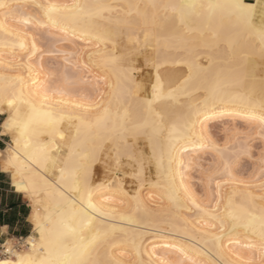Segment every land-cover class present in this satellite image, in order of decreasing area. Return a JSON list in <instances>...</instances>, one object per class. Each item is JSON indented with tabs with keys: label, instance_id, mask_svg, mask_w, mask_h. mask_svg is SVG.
Instances as JSON below:
<instances>
[{
	"label": "snow or ice",
	"instance_id": "1",
	"mask_svg": "<svg viewBox=\"0 0 264 264\" xmlns=\"http://www.w3.org/2000/svg\"><path fill=\"white\" fill-rule=\"evenodd\" d=\"M0 56L19 129L5 167L40 234L17 264H264V150L246 179L231 171L264 141V0H0ZM137 56L153 70L140 82ZM225 119L217 144L203 125ZM106 145L112 179L93 186Z\"/></svg>",
	"mask_w": 264,
	"mask_h": 264
},
{
	"label": "bare ground",
	"instance_id": "2",
	"mask_svg": "<svg viewBox=\"0 0 264 264\" xmlns=\"http://www.w3.org/2000/svg\"><path fill=\"white\" fill-rule=\"evenodd\" d=\"M61 2H65V0H61ZM67 2H71V0H67ZM245 2L249 3V4H255L256 0H245ZM9 23H12V22L10 21ZM0 59H3V57L0 56ZM202 63H203V61H202ZM257 64H258L257 75L258 76L264 75V62L258 61ZM134 67L137 69V71H135L133 73V76L138 82L146 80V78L153 71L151 68H149L145 65V62H144V59L142 56L135 57ZM0 116L2 117L0 120V133L2 135L7 136L6 146L4 149L0 150V165L4 171H7L10 173L13 186L16 188V190L18 192L22 193L25 196V198L28 201L29 207H30V212H29V216H28V220L31 224L30 233L23 238L6 239V241L0 245L1 246L0 247V254H1L0 264H4V262H6V261L10 262V264H17V260L19 257L32 254V245L39 241L40 234H39L37 226L35 225L34 220H33V215H34L35 209H34L32 198H30L28 193L21 191V190H18L17 180H16V176H15V170L11 167H7V168L5 167L6 162L8 161L11 154L15 151V148H16V146H15V136H16L15 130H9L5 126L7 124V121L9 120V118L11 116V111L9 110L8 105L6 103L3 105H0ZM216 123L219 124L222 128L224 124L232 125L233 122L228 120V119H225L224 121L209 120V121L204 122L203 126L207 127L209 134L212 136L214 141L217 144H222L223 142L219 143L216 140V138L212 135L211 130H210V128H211L210 126L212 124H216ZM234 126L239 130H244L247 127L246 123L242 120H239V119H237L234 122ZM41 139L46 141L47 137H42ZM224 139H225V137H224ZM257 139H259V138L257 137ZM260 142L262 145V150H264V141L260 140ZM108 147L109 146H107V145L105 146V151L101 153L98 161L95 164H93V166H92V173H91V177H90V182L93 186L95 184L102 183V182H105L106 180L112 179L111 174L107 172L106 167H105V165L107 163H109L107 160V148ZM137 147L139 150L143 151L145 154H147L149 151L146 143L142 140L137 141ZM65 153H66V149H62L59 154L63 155ZM53 155H57V153L54 152ZM204 159H205V157H203L202 160H204ZM210 159H211V157L209 156V161H210ZM125 163H126V161L122 160V164H125ZM202 166H203V163H202ZM234 167L231 169V171L235 177L240 178V179H246L247 178V177H244L242 174L238 173ZM193 172H190L188 174L189 178H187L185 182L190 187L191 191L196 196H199L202 194L203 190L201 191V193H199L194 188L193 182H192V180L194 178ZM130 173H131V169H129L127 167H123L121 171L116 173V177L122 181L124 190L127 191L131 195L137 191L138 184ZM55 175H58V173L55 170H53L52 178H54ZM146 176H149L152 180H155V169L153 167L149 166L146 169ZM197 179H199V177H197ZM140 192H141L142 196L146 197L148 195L146 189H140ZM150 203L153 204V206H155V204H158L159 201L158 200L150 201ZM151 239H152L151 237H148V239H146L144 241L146 248L141 249L142 253L144 251H147V252L152 251V247L149 244V240H151ZM38 251L43 252V248H40ZM113 254L114 255L118 254V250L114 249ZM243 255L246 257L247 253H243ZM143 258L147 259V256H144ZM124 259L130 260V259H135V257L125 256Z\"/></svg>",
	"mask_w": 264,
	"mask_h": 264
},
{
	"label": "crops",
	"instance_id": "3",
	"mask_svg": "<svg viewBox=\"0 0 264 264\" xmlns=\"http://www.w3.org/2000/svg\"><path fill=\"white\" fill-rule=\"evenodd\" d=\"M7 136L0 133V150ZM30 207L25 196L13 186L10 173L0 165V245L9 238H23L31 231Z\"/></svg>",
	"mask_w": 264,
	"mask_h": 264
},
{
	"label": "rangeland",
	"instance_id": "4",
	"mask_svg": "<svg viewBox=\"0 0 264 264\" xmlns=\"http://www.w3.org/2000/svg\"><path fill=\"white\" fill-rule=\"evenodd\" d=\"M0 116V120H1ZM210 130L212 135L216 138V140L221 143L224 141V134L221 132V126L219 124H212L210 126ZM262 150V145L259 139L255 138L254 140L250 141V152L249 157H241L240 160L236 163L235 169L238 173L242 174L244 177H247L249 173L252 171L255 165V159L258 157L260 151ZM209 162V156H205V159L202 160L203 166ZM193 186L197 190V192L201 193L202 187L199 184L198 173L196 171L193 172ZM1 247V246H0ZM1 256V254H0Z\"/></svg>",
	"mask_w": 264,
	"mask_h": 264
},
{
	"label": "clouds",
	"instance_id": "5",
	"mask_svg": "<svg viewBox=\"0 0 264 264\" xmlns=\"http://www.w3.org/2000/svg\"><path fill=\"white\" fill-rule=\"evenodd\" d=\"M10 119V118H9ZM226 126L225 125H223V127L221 128V132L224 134V128H225ZM7 129H9V130H15V132H16V136H15V141H16V139L19 137V129L17 128V127H7ZM28 135H35V129H32V130H30L28 133H27ZM16 146V145H15ZM260 154V153H259ZM81 155H83V154H81ZM4 264H5V262H4Z\"/></svg>",
	"mask_w": 264,
	"mask_h": 264
}]
</instances>
